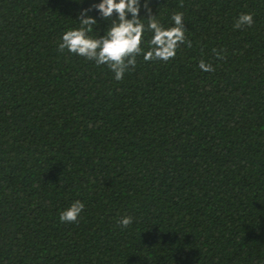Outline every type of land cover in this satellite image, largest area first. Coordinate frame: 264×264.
Instances as JSON below:
<instances>
[{
	"label": "trees",
	"instance_id": "obj_1",
	"mask_svg": "<svg viewBox=\"0 0 264 264\" xmlns=\"http://www.w3.org/2000/svg\"><path fill=\"white\" fill-rule=\"evenodd\" d=\"M95 3L0 0V264H264V0H151L191 46L120 81L58 49Z\"/></svg>",
	"mask_w": 264,
	"mask_h": 264
},
{
	"label": "clouds",
	"instance_id": "obj_2",
	"mask_svg": "<svg viewBox=\"0 0 264 264\" xmlns=\"http://www.w3.org/2000/svg\"><path fill=\"white\" fill-rule=\"evenodd\" d=\"M151 0H144L143 8L148 18L140 17V0H99L91 8L82 9L77 13L78 27H70L64 31L59 39L58 49L61 52L83 57L86 60L94 61L97 66L107 65L113 72L116 81L123 79L129 67H135L136 58L142 54L147 61H168L176 55V48L179 43H186L191 46L190 41L185 40V26L182 13H174L170 20L172 26L165 27L157 15H151ZM95 10L107 23L103 35L94 31L97 26L96 18L88 13ZM115 13V18H113ZM130 16V18H129ZM145 21L147 22L145 24ZM253 16L251 13H241L234 28L251 26ZM96 32V35L91 33ZM145 32H151V38L146 41L148 47L145 50L141 47L142 36ZM219 55V53H217ZM198 68L203 72L213 71L211 64L201 59ZM84 209V203L80 200L72 201L66 208L59 212L61 223H75ZM118 223L121 227H127L132 223L131 216H122Z\"/></svg>",
	"mask_w": 264,
	"mask_h": 264
}]
</instances>
